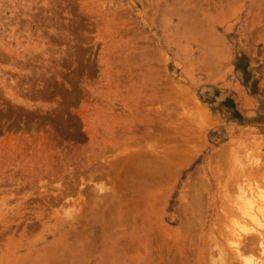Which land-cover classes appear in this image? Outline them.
<instances>
[{
    "label": "rangeland",
    "instance_id": "rangeland-1",
    "mask_svg": "<svg viewBox=\"0 0 264 264\" xmlns=\"http://www.w3.org/2000/svg\"><path fill=\"white\" fill-rule=\"evenodd\" d=\"M259 190L264 0H0V264H264Z\"/></svg>",
    "mask_w": 264,
    "mask_h": 264
},
{
    "label": "bare ground",
    "instance_id": "bare-ground-1",
    "mask_svg": "<svg viewBox=\"0 0 264 264\" xmlns=\"http://www.w3.org/2000/svg\"><path fill=\"white\" fill-rule=\"evenodd\" d=\"M255 194H257L258 197H259L261 200L264 199V192H263V191L259 190V192L255 193ZM258 197H257V198H258ZM259 198H258V199H259ZM192 204H193V203H192ZM262 205H263V204H260L259 207H256V208L254 209V210H255V211H254V212H255V217H254V218H255L256 221H257V220H258V221L260 220V221L262 222V220L260 219V218L262 217V215L264 214V213H263V212H264L263 209H261V207H264V206H262ZM251 207H253V206H251ZM189 208H190V207H189ZM251 209H252V208H251ZM262 211H263V212H262ZM193 212H194V211H193ZM252 212H253V211H252ZM263 216H264V215H263ZM196 220H197V219H196ZM192 221L194 222V220H192ZM197 221H199V220H197ZM195 222H196V221H195ZM263 222H264V221H263ZM192 224H193V223H192ZM194 224H195V223H194ZM202 226H203V225H202ZM239 226L242 227L241 224H240ZM243 227L245 228V226H243ZM243 227H242V228H243ZM178 229H180V228H178ZM190 229H191V228H190ZM234 230H235V232L238 231V230H236V229H234ZM257 230H259V229H257ZM190 231H191V230H190ZM210 232H211V231H210ZM235 232H234V233H235ZM196 233H197V232H196ZM175 235H176V234H175ZM196 235H197V234H196ZM236 236H237V238H238V240H239V237L242 236V235H241V233H239V232L237 233V232H236ZM175 237H176V236H175ZM245 237H246V236H245ZM181 238H183V237H181ZM189 238H190V237H189ZM243 238H244V237H243ZM246 238H247V237H246ZM260 238H261V237H260ZM195 239H196V238H195ZM195 239H193V240H195ZM241 239H242V238H241ZM185 242H186V241H185ZM188 242H189V241H188ZM217 242H218V241H217ZM239 242H240V240H239ZM215 243H216V242H215ZM210 246H211V245H210ZM215 246H217V244H216ZM219 246H221V245H218V249H219V248H222V247H219ZM222 246H223V245H222ZM213 247H214V244H213ZM214 248H215V247H214ZM236 248H237V247H236ZM224 249H225V248H224ZM238 249H239V248H238ZM183 250H184V249H183ZM188 250H189V249H188ZM212 250H213V249H212ZM185 251H186V250H185ZM220 251H221L220 253H222L223 249L220 250ZM225 252H226V251H225ZM238 252L241 253L240 250H239ZM240 253H238V254L236 253V254L239 255ZM213 254H214V250H213ZM215 254H216V251H215ZM222 254H223V253H222ZM226 254H227V253H226ZM226 254H225V255H226ZM210 255H211V254H210ZM237 255H236V256H237ZM211 256H212V255H211ZM218 256H219V255H218ZM232 256H233V255H232ZM240 256H242V255H240ZM243 256H244V255H243ZM213 257H214V256H213ZM245 257H247V256H245ZM185 258H186V257H185ZM211 258H212V257H211ZM221 258H222V257H221ZM221 258H218V260L221 259ZM213 259L215 260V258H212L211 260H210V259H209V260H210V261H214ZM240 259H241V258H240ZM221 260L224 261V259H221ZM225 260H226V259H225ZM246 260H247V259H246ZM216 262H217V260H216ZM218 262H219V261H218ZM224 262H226V261H224ZM246 262H247V261H246ZM251 262H252V261H251ZM211 263H212V262H211ZM213 264H214V263H213ZM218 264H219V263H218Z\"/></svg>",
    "mask_w": 264,
    "mask_h": 264
}]
</instances>
